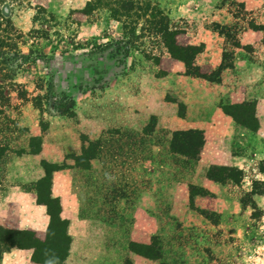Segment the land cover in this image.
<instances>
[{"label": "rangeland", "instance_id": "rangeland-1", "mask_svg": "<svg viewBox=\"0 0 264 264\" xmlns=\"http://www.w3.org/2000/svg\"><path fill=\"white\" fill-rule=\"evenodd\" d=\"M114 1L0 0V198L47 217L39 238L0 227V253L264 264V159L230 164L264 149V0H146V13L119 0L120 16ZM207 91L230 126L205 150L222 131L189 108ZM179 131L198 135L182 144ZM219 166L233 171L206 178Z\"/></svg>", "mask_w": 264, "mask_h": 264}, {"label": "crops", "instance_id": "crops-1", "mask_svg": "<svg viewBox=\"0 0 264 264\" xmlns=\"http://www.w3.org/2000/svg\"><path fill=\"white\" fill-rule=\"evenodd\" d=\"M204 83L210 84L206 81H204ZM211 84L214 85V89L220 88V84L215 81ZM226 97H229L231 100H234V102H231L232 104L241 103L245 99L243 97V92L241 91L240 88L237 89L236 92H231L229 94L226 93ZM197 99L199 103H197V101L193 105L192 103H190V107L191 106L194 107V108H189L190 113H195L200 116H204L205 118L206 117L213 118L211 121L217 122L219 124L218 128L220 129V132L222 131L220 135H217L216 133L214 135L208 134L209 135L208 137L210 138L207 139V141L206 139L204 140V137H203V140H204L203 145H204V149L206 150V148L208 147H211L213 145L216 146L215 141L217 139H222V137H224V135L226 134L225 130H227L228 127L230 126V121L227 120V118L225 117L221 109L222 105L221 103H219L220 99L216 100L218 101L217 104L216 103L214 104V98L212 96L210 97V94L208 91L206 94H203V93L199 94ZM262 104L264 105V97L262 99H259L256 103V109H255L256 117H257V113L259 109L261 108ZM208 127H211V125L206 126V128ZM261 129H262V122L259 121L258 124L256 125L254 132L245 131L244 132L246 134L245 138H247L246 141L248 142V137L250 136L254 138L256 136H260ZM208 132L210 131L208 130ZM246 147H247V144H246ZM253 149H254L253 151H251L252 149L250 150L248 158L247 157L245 158L237 157L234 159L232 158L231 161L233 160L234 161L233 162L230 161V164L237 166L238 169L242 170L243 165H245L246 163H250L254 161V159H258V160L264 159V149H262V147L254 144ZM244 162L245 164H243ZM203 183H204L203 185L212 184L206 178L203 179ZM8 198L9 197H7V199ZM5 201H6L5 198H0V227L9 229V230H22V228L24 227L26 229H29V231H31L32 233H34L35 237L37 238H39V236H41L44 233L46 226H47V217L44 214V212H42L43 209L41 206L27 207L28 212H26V215H22L17 206V203H14V201H12L13 203L8 204L6 208L4 206ZM32 253H33L32 249H29V248H24V247L9 248L0 253V264H38V263L33 262Z\"/></svg>", "mask_w": 264, "mask_h": 264}, {"label": "trees", "instance_id": "trees-1", "mask_svg": "<svg viewBox=\"0 0 264 264\" xmlns=\"http://www.w3.org/2000/svg\"><path fill=\"white\" fill-rule=\"evenodd\" d=\"M93 1H95V0H93ZM101 0H96V2H100ZM136 1L137 0H133V2H132V4H131V6H133V8L136 10V12H138V13H146L147 12V10H148V4H147V6H145V2L147 3L148 1H146V0H138V3H136ZM113 5L116 7V8H114V9H111V8H109L108 10L110 11V12H112V13H116V15H114V16H120V13H125L127 10H125L126 8H124V6H123V4L122 3H120V1L119 0H115L114 1V3H113ZM105 6H106V4H105ZM120 9H122V10H124V11H122V10H120ZM148 11H150V10H148ZM152 11V10H151ZM162 27H163V24H161V25H159V27L157 28L158 29V32H162ZM0 45H2V43H0ZM168 50H170V52L172 53V57H176L179 61H182L181 60V57L178 55L179 53H178V48L177 47H169V49ZM177 51V52H176ZM176 59V60H177ZM256 128V127H255ZM255 128H253L252 129V131H254L255 130ZM198 135V133L197 132H190V131H188L187 133L184 131V132H182V131H179V132H176V134H175V139L179 142L180 141V143H182L183 144V141H185L186 143H189L190 142V144L192 143V141H193V139H195V137ZM196 140V139H195ZM190 144H188L189 145V147H190ZM185 146V145H184ZM192 146V145H191ZM191 148V147H190ZM262 164L264 165V161L262 162ZM215 169V168H214ZM213 169V170H214ZM231 171H233V168H230V170H228V168L226 169H224V168H222V167H218V168H216V171L214 172V171H208L207 172V175H206V178H208V179H210V180H212V181H215V182H219V175L217 174V172H231ZM217 176H219V177H217ZM230 178V177H229ZM19 247V246H18ZM18 247H16V248H18ZM8 249V248H7ZM6 248L5 249H2V251H5V250H7ZM1 251V252H2Z\"/></svg>", "mask_w": 264, "mask_h": 264}]
</instances>
